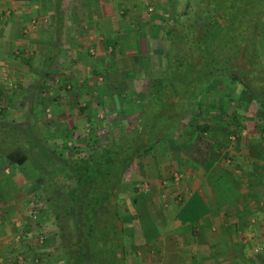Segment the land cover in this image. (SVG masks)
Masks as SVG:
<instances>
[{
	"label": "rangeland",
	"instance_id": "1",
	"mask_svg": "<svg viewBox=\"0 0 264 264\" xmlns=\"http://www.w3.org/2000/svg\"><path fill=\"white\" fill-rule=\"evenodd\" d=\"M8 4L4 6L9 9ZM166 5L159 18L161 26L179 15L184 0H168ZM145 12L149 17L151 13ZM26 21L29 26L31 20ZM26 34L20 36L30 35ZM104 34L93 31L78 38L71 34L69 40L60 33L57 36L62 41L53 50L32 45L26 49L0 47V106L4 108L0 112V154L18 147L30 157L46 149L57 163L70 154L86 159L133 116L141 97L128 101L125 96L144 93L157 64L158 44L147 47V42L143 43L141 58L126 55L127 50H123L126 58L117 60L100 47H90ZM40 35L42 40L49 37L47 32ZM104 58H108L105 63L101 62ZM100 68H104L103 73L96 72ZM219 89L208 88L203 98L204 115L189 121L175 144L157 146L125 173L121 198L126 213L122 220L129 233L135 231L131 248H139L136 264H264V120L240 89ZM223 98L226 111L220 104ZM233 111L237 112L235 116ZM238 121L244 129L240 142L231 135ZM203 122L209 124V131L200 141L193 132ZM66 142L74 152L63 148ZM176 149H183L177 160ZM209 161L214 162V168L206 171ZM62 169L51 166L41 173L46 178L61 174ZM33 175L30 168H13L0 159L1 264H17L19 258L21 264H34L35 259L39 264H62L47 195L41 179H33ZM59 178L58 188L63 191L69 177L64 174ZM149 190L156 191L150 209L142 198ZM193 195L209 201L205 209H212V221L191 235L189 228L193 227L187 225V218L174 216ZM138 196L141 206L136 207ZM30 205L37 210L36 221L31 219ZM177 222L181 224L177 226ZM142 230L147 236L153 235L149 246L150 238Z\"/></svg>",
	"mask_w": 264,
	"mask_h": 264
},
{
	"label": "trees",
	"instance_id": "2",
	"mask_svg": "<svg viewBox=\"0 0 264 264\" xmlns=\"http://www.w3.org/2000/svg\"><path fill=\"white\" fill-rule=\"evenodd\" d=\"M162 25L153 76L144 93L125 96L128 101L141 97L133 116L111 132L109 141L95 149L93 156L84 159L70 154L57 163L46 149L35 157L18 147L0 154L5 163L30 168L33 179H41L63 264H136L139 248H131L135 231L129 233L122 220L126 213L121 198L125 173L157 146L175 144L186 124L204 115L203 98L208 88L240 89L264 120V0H184L179 15ZM220 101L222 111L228 110L224 98ZM88 122L93 124L91 119ZM240 123L231 131L239 142L244 130ZM208 131L209 124L203 122L193 133L204 141ZM62 146L74 152L67 142ZM182 155L183 149H176L175 159ZM51 166L63 168L62 173L44 178L41 171ZM213 168L214 162H206V171ZM236 170L241 172L238 167ZM64 174L69 180L61 191L57 179ZM181 215L193 227L189 228L191 235L210 226L204 201L197 195L186 202L176 219Z\"/></svg>",
	"mask_w": 264,
	"mask_h": 264
},
{
	"label": "crops",
	"instance_id": "3",
	"mask_svg": "<svg viewBox=\"0 0 264 264\" xmlns=\"http://www.w3.org/2000/svg\"><path fill=\"white\" fill-rule=\"evenodd\" d=\"M0 1V47H4L7 50L12 47L26 49L29 45H32L36 48L39 46H43V48L48 46L53 50L59 48V44L62 41L58 39L61 37L57 36L60 33L68 36L70 40L72 37L71 34L74 35L73 38H78L83 34L97 31L98 33L103 32L105 34L104 36H100L96 45L93 44L90 47H96V49L100 47L105 50L109 58L117 56V60L121 57L126 58L123 50H127L126 55H135V57L138 55L137 58H141V49L144 47L143 43L147 42V47H151L152 43H157V38L162 29L161 22L159 21L161 10L166 5V2H168V0ZM4 2L5 4L9 3V9L4 6L5 4L3 6L1 5ZM165 7L168 9V5ZM149 10H151V14ZM145 11L150 14L149 17L145 15ZM153 11L156 12L153 13ZM8 14H11L10 17H6ZM26 19L31 20L29 26L27 25ZM98 29L101 31H98ZM25 32L27 34L30 33L29 40H24V36H20ZM40 32H47L49 37L47 39L45 37L42 40ZM29 36L27 35L24 38H29ZM107 50L110 53H107ZM106 60L108 58H104L101 62L105 63ZM1 66L3 65L0 58V73H2ZM111 68H115V65L112 64ZM96 72L103 73L104 68H100V70L96 69ZM155 192V190H149L146 192L145 197H142L148 203L147 208L149 209L152 201L156 198ZM152 194L154 199L151 197ZM138 197L135 204L136 207L137 204L141 206V196ZM204 204L209 207L208 200L205 199ZM214 205L215 203L212 202V206ZM180 210L175 214L174 218L177 217ZM211 210L209 209L208 211L207 220L209 222L212 221ZM153 222L150 220V225H153ZM143 234L147 238H150L146 244V246H149L154 241L152 239L153 235L147 236L144 231Z\"/></svg>",
	"mask_w": 264,
	"mask_h": 264
},
{
	"label": "built area",
	"instance_id": "4",
	"mask_svg": "<svg viewBox=\"0 0 264 264\" xmlns=\"http://www.w3.org/2000/svg\"><path fill=\"white\" fill-rule=\"evenodd\" d=\"M149 12H151V10H149ZM34 25V24H33ZM0 112H1V106H0ZM32 208V212H31V216H32V221H36V219H37V210H36V208H34V206L33 205H30ZM41 241H42V239H41ZM23 260L21 259V258H19V260H18V263L17 264H21V263H23L22 262ZM33 263L34 264H39V261L37 260V259H35L34 261H33ZM0 264H1V261H0Z\"/></svg>",
	"mask_w": 264,
	"mask_h": 264
},
{
	"label": "flooded vegetation",
	"instance_id": "5",
	"mask_svg": "<svg viewBox=\"0 0 264 264\" xmlns=\"http://www.w3.org/2000/svg\"><path fill=\"white\" fill-rule=\"evenodd\" d=\"M62 264H63V261L61 260Z\"/></svg>",
	"mask_w": 264,
	"mask_h": 264
}]
</instances>
